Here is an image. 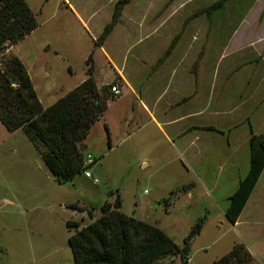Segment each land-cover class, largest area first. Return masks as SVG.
I'll return each instance as SVG.
<instances>
[{"label": "rangeland", "instance_id": "1", "mask_svg": "<svg viewBox=\"0 0 264 264\" xmlns=\"http://www.w3.org/2000/svg\"><path fill=\"white\" fill-rule=\"evenodd\" d=\"M27 1L39 26L11 47V52L28 66L44 106L57 99L61 89L79 81L88 70L87 60L92 53L104 67V49L109 52L116 46L125 47L122 38L127 35H155V45L162 50L181 34L183 38L208 36L209 65L222 55L223 67L236 66V38L246 42L264 38V0H228L210 15L207 8L218 0H131L101 44L102 49L98 38L112 21L117 0ZM242 20L243 28L236 35ZM191 39L181 40V50L193 51L203 44ZM91 64L94 66V62ZM132 99L127 96L126 104L113 105L108 114L127 107ZM99 120L90 137L99 148L85 151V158L91 154L96 159L90 168L93 178L81 172L67 182L51 173L21 129L11 132L0 121V264H75L70 237L92 218L87 210L73 205L93 209L95 216H100L101 206L107 200L114 202L117 194L122 201L120 211L161 228L180 246L202 219V229L192 239L188 252L190 264H212L238 242L254 250V245L264 249V232L259 224L264 226V219H259L256 227L254 220L246 217L247 209L241 224L232 223L225 214L230 203L228 195L245 176L248 162L233 171L219 168L205 156L194 162L181 147L180 151L172 148L148 120L129 126L120 138L115 136V147L109 149L107 129ZM245 126L240 129L248 130ZM263 185L264 176L255 197ZM169 197L171 202L166 204ZM255 214L260 215V211L255 210ZM70 222L80 225L70 226ZM255 256L264 264L259 251ZM166 259L167 264H181L180 256Z\"/></svg>", "mask_w": 264, "mask_h": 264}, {"label": "crops", "instance_id": "2", "mask_svg": "<svg viewBox=\"0 0 264 264\" xmlns=\"http://www.w3.org/2000/svg\"><path fill=\"white\" fill-rule=\"evenodd\" d=\"M67 4L82 23L87 25L74 5L70 2ZM243 24L244 20L239 23L236 35L243 28ZM191 36L192 41L203 44L193 51L181 50V40ZM191 36L183 38L181 34L171 40V45L166 50H162L155 45V35L140 34L131 38L127 35L122 38L125 40V47L116 46L110 48L109 52L103 48L107 60L104 67L97 63L93 55L94 77L98 87L114 81L120 82L121 93L114 94L115 98L109 101L108 108L101 118L103 128H108L109 149L115 147V136L120 138L129 126L148 120L165 141L173 145L172 148L180 151L181 147L194 162H197L199 156H205L227 171L236 170V167L246 162L250 166L251 137L253 134L264 133V44H261L264 38H253L251 42L236 38V66L223 67L220 65L222 55L217 62L209 65L208 36ZM211 39H214V36ZM99 46L102 49V46ZM26 67L34 82L32 73L27 65ZM70 74L73 75L72 67ZM50 76V73L46 72V77ZM86 78L87 73H84L71 87L61 89V95L50 105ZM127 96L133 98L127 107L119 110L115 108L117 113L112 111L108 114L113 105L126 104L124 101ZM223 115L228 117H222ZM247 120L249 125L245 126ZM241 126L247 127L248 130H241ZM93 129L94 127L81 145L83 150L89 153L99 148V144H93L90 139ZM176 142L180 144L177 145ZM175 161L176 159L172 163L177 170ZM263 174L264 171L260 181ZM259 183L252 192L249 203L247 202L248 206L246 204L247 208L244 207L235 224H241L246 209V217L254 220L256 227L258 220L264 219V185L257 192V197L254 196ZM237 187H233L229 197ZM255 210H259L260 215L256 216ZM259 224L264 232V226ZM253 247L255 250L248 248L258 261L255 254L259 251L264 257V249L257 245Z\"/></svg>", "mask_w": 264, "mask_h": 264}, {"label": "trees", "instance_id": "3", "mask_svg": "<svg viewBox=\"0 0 264 264\" xmlns=\"http://www.w3.org/2000/svg\"><path fill=\"white\" fill-rule=\"evenodd\" d=\"M131 0H117L112 21L101 35L98 45L119 23L125 6ZM228 0H218L207 8V14L222 8ZM39 26L36 14L27 0H0V121L11 132L21 129L34 144L51 173L67 182L87 168L81 145L94 123L101 119L111 99L115 98L111 82L98 87L94 77L93 53L87 60V78L76 88L45 107L23 60L11 52L16 45ZM108 131V128L106 126ZM264 171V133L250 140V166L229 197L226 216L236 223L262 172ZM171 197L166 204H170ZM117 194L101 206V215L87 210L92 221L77 229L70 237L75 264H167L166 257L180 256L181 264H189L191 241L202 229L199 220L184 237L180 246L161 228L126 215ZM70 226H79L70 222ZM212 264H257L248 246L235 243L233 248Z\"/></svg>", "mask_w": 264, "mask_h": 264}, {"label": "built area", "instance_id": "4", "mask_svg": "<svg viewBox=\"0 0 264 264\" xmlns=\"http://www.w3.org/2000/svg\"><path fill=\"white\" fill-rule=\"evenodd\" d=\"M112 92L115 95H119L121 93L120 87L118 85L113 86ZM95 162L96 159L91 154H87L85 158V165L87 166V168L84 170V174L89 178H93V173L90 171V168ZM95 182H97V179H95ZM189 264H190V259H189Z\"/></svg>", "mask_w": 264, "mask_h": 264}, {"label": "water", "instance_id": "5", "mask_svg": "<svg viewBox=\"0 0 264 264\" xmlns=\"http://www.w3.org/2000/svg\"><path fill=\"white\" fill-rule=\"evenodd\" d=\"M81 149L83 150L84 148L81 147Z\"/></svg>", "mask_w": 264, "mask_h": 264}]
</instances>
